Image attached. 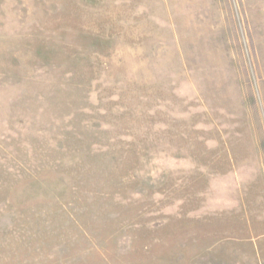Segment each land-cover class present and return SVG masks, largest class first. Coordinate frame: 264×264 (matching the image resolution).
<instances>
[{
	"label": "rangeland",
	"instance_id": "rangeland-1",
	"mask_svg": "<svg viewBox=\"0 0 264 264\" xmlns=\"http://www.w3.org/2000/svg\"><path fill=\"white\" fill-rule=\"evenodd\" d=\"M0 264H264V0H0Z\"/></svg>",
	"mask_w": 264,
	"mask_h": 264
}]
</instances>
